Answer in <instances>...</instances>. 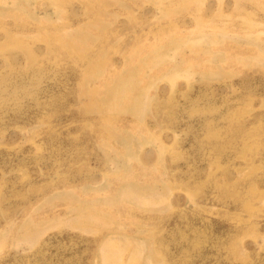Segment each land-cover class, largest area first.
Here are the masks:
<instances>
[{"label":"rangeland","instance_id":"1","mask_svg":"<svg viewBox=\"0 0 264 264\" xmlns=\"http://www.w3.org/2000/svg\"><path fill=\"white\" fill-rule=\"evenodd\" d=\"M111 263L264 264V0H0V264Z\"/></svg>","mask_w":264,"mask_h":264},{"label":"bare ground","instance_id":"2","mask_svg":"<svg viewBox=\"0 0 264 264\" xmlns=\"http://www.w3.org/2000/svg\"><path fill=\"white\" fill-rule=\"evenodd\" d=\"M232 44V43H231ZM256 47V46H255ZM251 48V47H250ZM257 49V48H256ZM256 52V51H255ZM171 82V81H170ZM172 83V82H171ZM147 151V150H146ZM128 173V172H127ZM118 177V176H117ZM174 201V200H173ZM146 203H148V201L146 202ZM149 205V204H148ZM96 218V217H95ZM98 218H96V220H97ZM82 227V226H81ZM48 229V228H47ZM86 229V228H85ZM36 238V237H35ZM37 240V239H36ZM113 241V240H112ZM25 242V241H24ZM117 242V241H116ZM22 243V242H21ZM115 243V242H114ZM4 244H6V243H4ZM104 244V243H103ZM17 245V244H16ZM21 245V244H20ZM111 245V244H110ZM116 245V244H115ZM137 246V245H136ZM108 247V246H107ZM119 248V247H118ZM102 249V248H101ZM108 250V249H107ZM119 251H121V250H119ZM113 252V251H112ZM120 253V252H119ZM139 254V253H138ZM108 255V254H107ZM119 255V254H118ZM109 256V255H108ZM244 256V255H243ZM242 256V257H243ZM106 257V256H105ZM113 258V257H112ZM106 259V258H105ZM111 259V258H110ZM134 259V258H133ZM109 261V260H108ZM116 261V260H115ZM135 261V260H134ZM106 262H107V260H106ZM138 263V262H137ZM112 264V263H111Z\"/></svg>","mask_w":264,"mask_h":264}]
</instances>
